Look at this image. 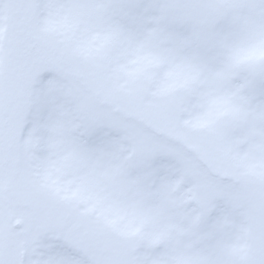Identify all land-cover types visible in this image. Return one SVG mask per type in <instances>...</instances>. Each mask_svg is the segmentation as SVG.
<instances>
[{
	"label": "rangeland",
	"instance_id": "rangeland-1",
	"mask_svg": "<svg viewBox=\"0 0 264 264\" xmlns=\"http://www.w3.org/2000/svg\"><path fill=\"white\" fill-rule=\"evenodd\" d=\"M0 264H264V0H0Z\"/></svg>",
	"mask_w": 264,
	"mask_h": 264
},
{
	"label": "flooded vegetation",
	"instance_id": "flooded-vegetation-1",
	"mask_svg": "<svg viewBox=\"0 0 264 264\" xmlns=\"http://www.w3.org/2000/svg\"><path fill=\"white\" fill-rule=\"evenodd\" d=\"M24 34V31L23 30H20V35H23ZM23 43V47L25 48V50H31V51H33L34 50V48H33V46H32V44H30L31 43V40H29L28 38L26 39H24V41L22 42ZM27 44V45H26ZM59 224H61V223H59ZM68 233L69 234H74V233H76V232H78V231H80L78 228H75V227H71V225H69L68 226ZM81 234V233H80ZM79 237V239H80V241L81 242H85V241H87L88 240V238H89V236L88 235H86V237H80V236H78Z\"/></svg>",
	"mask_w": 264,
	"mask_h": 264
}]
</instances>
